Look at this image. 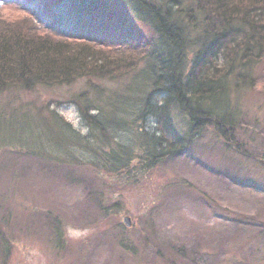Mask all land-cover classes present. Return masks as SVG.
I'll return each instance as SVG.
<instances>
[{
	"label": "rangeland",
	"instance_id": "374dc122",
	"mask_svg": "<svg viewBox=\"0 0 264 264\" xmlns=\"http://www.w3.org/2000/svg\"><path fill=\"white\" fill-rule=\"evenodd\" d=\"M63 1L0 0V16L23 11L57 25L78 11V23L99 20L96 6ZM101 1L123 30L154 39L157 52L123 78L0 93V264H264V57L240 70L253 85L228 78L231 145L212 128L191 136L174 105L170 141L160 143L174 153L151 166L138 157L124 164L115 157L165 137L152 109L166 94L149 92L164 49L127 0ZM159 3L187 29L188 77L203 15L191 0ZM84 106L101 125L85 119Z\"/></svg>",
	"mask_w": 264,
	"mask_h": 264
},
{
	"label": "trees",
	"instance_id": "16d2710c",
	"mask_svg": "<svg viewBox=\"0 0 264 264\" xmlns=\"http://www.w3.org/2000/svg\"><path fill=\"white\" fill-rule=\"evenodd\" d=\"M127 1L133 13L146 16L145 21L151 23L164 49L159 58L161 72L151 75L153 83L149 92L151 95L157 91L166 94L164 102L152 109L154 117L162 123L160 129L164 130L165 137H158L160 142L150 139L157 147L140 153L132 150L127 157L117 155L115 158L127 165H132L134 158H143L142 163L149 162L151 166L174 153L172 147L163 149L164 144L162 147L160 144L162 138L170 141L166 130L170 128L174 105L188 116L191 136L212 128L221 140L231 145L236 123L228 112V78L236 74L244 85H253L250 76L240 70L264 57V0H191L203 15L204 27L193 71L188 77L182 59L187 29L176 14L167 4L159 3L161 0ZM84 2L86 7L96 6L101 13H106L104 20H101V13L95 14L99 20L94 19V23L86 26V22H77L78 16H75L77 19L72 17L78 11L69 19L54 18L57 25L23 11L10 18L1 19L0 16V93L14 88L33 92L39 86L70 85L87 77L123 78L147 61L153 50L157 52L154 39L131 27L125 30L119 27L104 2L76 0L75 7L81 10ZM107 19L114 25L110 23V27ZM41 20L47 23L46 27H42ZM193 25H196L195 20ZM154 58L157 60L156 56ZM84 108L81 107L85 119L101 125V121ZM144 109L141 118L146 114ZM155 138L154 135L153 140ZM171 262L174 260H169Z\"/></svg>",
	"mask_w": 264,
	"mask_h": 264
},
{
	"label": "water",
	"instance_id": "95a60500",
	"mask_svg": "<svg viewBox=\"0 0 264 264\" xmlns=\"http://www.w3.org/2000/svg\"><path fill=\"white\" fill-rule=\"evenodd\" d=\"M124 223L126 226H130L131 225V218L129 216H126L124 218Z\"/></svg>",
	"mask_w": 264,
	"mask_h": 264
}]
</instances>
